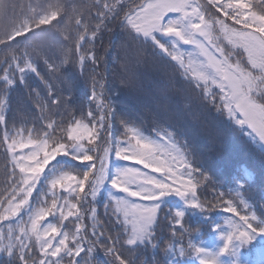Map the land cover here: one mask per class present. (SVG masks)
I'll list each match as a JSON object with an SVG mask.
<instances>
[{"label":"snow or ice","instance_id":"1","mask_svg":"<svg viewBox=\"0 0 264 264\" xmlns=\"http://www.w3.org/2000/svg\"><path fill=\"white\" fill-rule=\"evenodd\" d=\"M121 16L136 62L148 46L154 57L178 70V79L156 94L151 134L120 117L123 132L117 139L111 136L117 111L103 76L97 79L95 45ZM125 68L129 76L123 83L135 87V74ZM29 75L45 88L43 94L29 91L37 110L32 128L10 124L6 116L11 89L17 84L28 88ZM78 76L87 80L90 93L76 109ZM0 80V149L13 173L18 170L16 186L0 199V221L18 220L0 228V256L6 264H81L76 258L97 246L104 247L110 264H137L139 249L157 247L162 218L180 243L178 252L174 242L168 243L167 264L188 259L185 248L199 264H264V207L247 196L253 174L245 170L236 187L217 193L215 201L201 199L198 190L210 177L192 157L189 141L202 132L220 133L206 117L203 123L183 122L192 104L173 103L174 97L194 102L190 87L202 108L211 105L264 153V0H139L134 6L128 0H93L71 11L61 0H51L38 17L0 38ZM41 184L44 191L33 200ZM102 190L110 197L105 215L111 208L121 228L115 236L97 226L96 208L86 207ZM170 196L179 203L170 205ZM216 208L229 215L222 223L207 217L216 233V242L208 246L205 239H195L199 230L193 232L184 220L189 210L207 214ZM89 214L91 225L84 223ZM69 218L71 228L65 224Z\"/></svg>","mask_w":264,"mask_h":264},{"label":"trees","instance_id":"2","mask_svg":"<svg viewBox=\"0 0 264 264\" xmlns=\"http://www.w3.org/2000/svg\"><path fill=\"white\" fill-rule=\"evenodd\" d=\"M50 2L51 0H0V38L7 37L20 23L30 22L38 17L41 11L48 7ZM61 2L66 6L68 11H71L73 5H89L93 3V0H61ZM128 2H132L134 6V3L139 2V0H128ZM95 12L96 9L92 8L91 14L93 16ZM120 19H122V16L109 24L108 30L100 34L95 45L97 54L100 56L98 66L95 68L97 79H100L101 75L103 76L101 82L106 83L109 89L111 104L117 111V118L112 122L111 128V136L117 139L121 138L123 132L120 117L134 121L137 124H142L145 131L151 134L156 94L166 86L169 80L178 79V70L159 58L154 57L148 46H145L144 54L140 58L143 64L136 65V60L133 56L131 59L128 58V56H131L128 52L130 37H128L124 28L121 27ZM185 48L191 50L189 46H185ZM126 64L132 72L133 70H137L144 73L143 85L137 88L145 90L147 99L143 100L145 103L142 108L140 107L141 102L132 100L130 98L131 95H128L132 87L126 86L123 83L127 77L126 75L128 74L129 76V71L125 68ZM88 70L89 72L93 71L91 65H89ZM41 72H44L43 67H41ZM185 86L189 87L187 84ZM2 88L3 82L0 80V89ZM32 89L39 90L41 94L45 91L42 81L34 75H29L28 77V88H25L22 84H17V86L11 89V104L6 113L10 124L15 122L19 127H33V118L37 114V110L29 99V91ZM189 91L193 96L194 102H184L175 97L173 99L174 105L178 103L192 104L191 108L186 110L183 122L191 124L203 123L204 117H206L207 124L217 129L220 133L219 136H209L207 133L202 132L201 135L189 141L192 157L210 177L209 182L201 185L198 195L203 200L215 201L217 193L234 189L236 187L235 181L243 179L244 171L248 170L253 174V180L248 181L250 187L247 196L254 204L264 207V153L246 135L236 130L235 126L228 121L226 116L217 113L211 105L207 108H202L198 99V93L190 87ZM89 93V83L85 78L78 76L73 95L74 108L79 109L83 107ZM201 111H203V115H201ZM197 117H199V120ZM54 118L57 120L61 119L59 116ZM0 127L3 126L0 125ZM179 139L183 142L184 137H179ZM57 159H60V157H57ZM54 163L55 161H51L50 165ZM137 167L141 166L137 165ZM47 171L48 168H45V172ZM153 175L159 177L160 174L153 173ZM17 179L18 170L17 173H13L11 163L5 158L3 150L0 149V199L7 197L11 193L12 188L16 186L14 181ZM44 188L43 184L37 185V189L33 192V200H35L38 193L44 191ZM57 191L59 192V190ZM112 191L116 195H122L117 190L113 189ZM60 194L63 195V193ZM47 196L50 197L51 193L48 192ZM109 200L110 197L107 191L102 190L94 203L89 198L86 207H95L99 222L97 226L99 227L102 224L104 226L103 230L107 235L115 236L121 233V228L116 222L115 217L112 216L111 208L108 210V215H105L104 205ZM167 201L170 205L178 204L179 198L170 196L167 198ZM257 210L259 211V208ZM165 214L166 209L162 213V217ZM227 215L229 214L223 212L222 208H216L207 214H201L198 211L196 214H192V211L189 210L186 214L184 225L193 232L198 229L201 235L196 236L195 239H205L208 246H211L216 242V233L210 226V221L207 217L211 216L212 219L222 223L223 217ZM48 219L51 220L52 217ZM71 220L72 218H69V221H65V224L69 228L72 227ZM17 222L18 220L0 221V228L7 229L10 224L15 225ZM84 223L88 225L92 224L90 214L85 217ZM179 230V226H176L177 233H179ZM156 235L157 247L155 249L151 247L139 249L134 257L137 264L141 260H146L148 264H153L154 260L156 264H167L170 257L166 255L164 250L169 242L175 243V248L178 252L180 243L174 241L172 228L169 226L167 220L161 219ZM186 241L187 237H185L183 243L186 244ZM185 253L186 257L189 258H182V264H199L190 249L185 248ZM76 259H79L81 264H85V262L86 264H106V262L110 264L111 261V257L105 253L102 246H97L87 256L81 253V256ZM0 264H6V257L0 256ZM65 264H67V261Z\"/></svg>","mask_w":264,"mask_h":264},{"label":"rangeland","instance_id":"3","mask_svg":"<svg viewBox=\"0 0 264 264\" xmlns=\"http://www.w3.org/2000/svg\"><path fill=\"white\" fill-rule=\"evenodd\" d=\"M131 57L132 56H128V58H130V59H131ZM135 64L136 65H140V64H143V63H142V61L140 59V61L138 63L136 62ZM133 73L135 74V77H136V80H137V84H136L137 86L132 87L131 91H130V93H128V95H131V97L130 96L129 97L132 100L141 102L140 107L142 108L143 104L145 103V102H143V100L147 99V98H146L145 90H141V89L139 90L137 88L140 87L141 85H143V75H144V73L142 71H137V70H133ZM126 76L128 77V74ZM159 85H161V84L159 83Z\"/></svg>","mask_w":264,"mask_h":264}]
</instances>
